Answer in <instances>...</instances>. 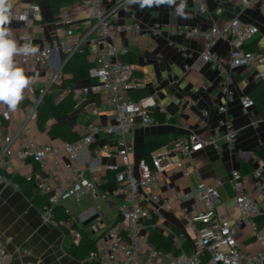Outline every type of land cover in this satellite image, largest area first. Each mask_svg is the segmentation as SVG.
<instances>
[{
  "label": "built area",
  "instance_id": "2783aa9c",
  "mask_svg": "<svg viewBox=\"0 0 264 264\" xmlns=\"http://www.w3.org/2000/svg\"><path fill=\"white\" fill-rule=\"evenodd\" d=\"M191 1L197 12L205 10L203 0ZM237 3L241 9L263 4L264 0H230ZM82 8L81 18L66 19L68 27L66 38L59 43H52L39 48L35 55H19L22 64L40 67L49 72L46 87H50L60 74L67 60L80 48L84 47L91 57L92 66L88 76L93 81L86 87L78 89L75 94L99 93L103 91L108 99L111 110V123L99 125L92 122L83 123L74 129L77 140L73 143H62L59 146L21 143L13 150L21 129L12 134H0V186L18 189V183L11 179L12 175H20L33 179L34 192L45 201L41 209L43 223L59 227L54 218L53 209L62 206L66 215L70 216L63 225L71 231L73 239H80V232L73 228L77 222L65 206L68 200L80 202L90 197L96 202L95 214L98 215L100 204L117 200L111 222L93 239V248L86 260H95L99 264H264V165H256L249 173L243 174L235 169L230 172L232 187L235 193L236 216L221 218L218 215L220 197L217 187L220 181L207 184L199 180L195 190L188 199L189 207L180 209L179 217L187 216L188 228L192 237L181 240L173 228L161 224L165 211H170L178 201L185 200L179 190L169 194L150 193L148 189L163 184V173L176 167L183 177L191 174L184 167V160L198 148L209 146L219 149L224 142L230 151L235 150L238 130L233 122L225 117L220 118L208 137L190 134L175 138L170 148L157 151L151 164L144 160L134 167L130 155L134 148L127 140V134L133 127H149L156 123L151 116V108L155 106L156 93L150 97L134 100L130 94L144 84L143 79L133 74L131 65L123 61L127 50L119 45L114 37L124 35L127 38L134 34L144 37L147 34L154 37L162 32L171 36L197 38L204 40V47L199 53V61L222 74L220 92L224 102L217 106V113L224 115L227 105L235 97L232 91L231 71L247 66H259L256 78L264 83V51L254 53L246 51L244 46L257 33L255 25L242 22L237 16L225 21L218 27L213 25L208 30H200L189 24L162 25L153 23L144 29L138 24H117L111 19L116 6L128 0H115L114 7L108 8L106 0H77ZM10 26L26 31L23 44L35 39L29 29L34 20L39 19L41 10L37 4H31L25 9L12 11ZM219 41L226 42L229 47L228 68L223 58L214 50ZM178 51L188 55L183 47ZM63 51L62 59L56 58L57 51ZM187 70L188 65H184ZM43 95V92H41ZM243 113L253 106V100L248 95L238 98ZM38 103V101H37ZM36 103V104H37ZM35 107L31 111L35 113ZM206 112L203 115L206 116ZM104 135V141L96 150L107 153L114 146V155L119 164L106 165V170L114 175V185L111 192H103L92 171V165L83 167L79 163V153L82 148L95 144ZM97 158L92 160L94 162ZM37 166L36 171L27 173L29 167ZM56 176L54 182L52 177ZM160 229L163 237L168 238L174 248L164 251L156 248L149 241L150 231ZM96 231V228L93 227ZM257 244L256 253L245 252L239 243V236ZM10 240H0V264H10L11 257L6 248ZM20 264H37L24 262Z\"/></svg>",
  "mask_w": 264,
  "mask_h": 264
},
{
  "label": "crops",
  "instance_id": "0c3cea01",
  "mask_svg": "<svg viewBox=\"0 0 264 264\" xmlns=\"http://www.w3.org/2000/svg\"><path fill=\"white\" fill-rule=\"evenodd\" d=\"M205 10L197 12L194 4L189 0H175L172 5L153 4L141 7L139 3H123L113 9L111 19L117 24H138L146 29L153 23L162 25L189 24L200 30H208L213 25L221 27L226 20L237 16L242 22L255 25L258 33L246 43L254 53L264 51V6L259 4L245 10L230 0H203ZM115 0H106V7H114ZM183 3V14L177 9ZM31 4L40 7L39 19L34 20L29 31L35 39V46L45 47L52 43L63 41L66 19L81 18L82 8L77 0H14L12 11L25 9ZM59 6V13H53V6ZM13 38L18 46L23 45L26 31L14 29L10 25ZM115 41L125 47L127 54L136 58V62L130 63L135 77L143 79L144 84L130 94V98L137 100L150 97L156 93L155 106L151 108V116L156 123L149 127H133L127 134V140L133 145L130 161L134 169L137 162L143 159V152L149 153V163L153 155L162 148H170L173 135L187 136L190 134L208 137L211 135L217 121L225 117L233 122L238 130L237 142L234 151H230L224 142L219 149L203 146L196 149L189 158L183 162L186 170L191 172L183 177L176 167L167 169L162 177L163 184L151 187L150 193L169 194L179 190L185 200L178 201L170 211H165L161 224L173 228L182 240H188L192 233L188 228L187 216L179 217L180 209L189 207L191 200L188 197L195 190L199 180L207 184L220 181L217 187L220 197L218 215L221 218L236 216L235 193L232 187L230 172L239 170L241 173H249L243 165L251 161V169L258 164H263L256 156L258 152L264 153V118L257 111V102L264 98V83L256 78V70L259 66H247L231 71L232 91L234 101L227 105L224 115L217 113V106L224 102L220 92L222 74L212 70L209 66L199 61V53L204 47V40L200 37L185 38L168 35L162 32L157 36L147 34L144 37L130 35H116ZM183 47L188 55H183L177 47ZM226 63L228 68L229 45L219 41L214 47ZM56 58L64 57L63 51L55 54ZM91 61V57L88 55ZM16 65L24 70L31 83L23 90V99L15 111H10L8 106L0 102V134L8 135L21 129L13 150H17L21 143H35L41 145L59 146L63 142L49 136L45 131H40L36 124L34 109L40 95L50 96L53 104H57L66 94L72 93L75 100V108L59 118H51L48 126L54 123L69 122L74 129L87 122L99 125L111 123V110L106 94L99 93L75 94V91L86 87L88 78H73L68 74H60L50 87H46L49 72L40 67L22 64L19 55L14 56ZM184 65L188 69L184 70ZM248 95L254 106L243 113L238 98ZM206 112V116L203 113ZM167 136L168 142L151 149V140L154 143L158 139ZM177 138V137H176ZM104 141L101 135L95 144L81 149L79 163L83 167L92 165L93 174L96 175L99 188L103 192L108 186L106 179V165L119 164V159L114 155V146H110L107 153L94 154ZM97 158L94 162L93 159ZM145 161V160H144ZM146 162V161H145ZM148 163V162H146ZM264 165V164H263ZM33 171L29 167L27 173ZM23 177V176H22ZM54 182L56 176L52 177ZM33 193L36 194L33 190ZM74 208L71 210L67 203ZM95 200L87 197L80 202L68 200L65 206L70 215L75 219L76 226L91 235L92 239L111 222V216L115 210L117 200H109L100 204L101 212L95 214ZM264 206V198L261 199ZM43 207V206H42ZM41 208L30 202L19 189L9 186H0V240H10L6 250L11 257L10 264L33 262L37 264H91L88 260H78L68 253V248L76 243L71 231L65 233L60 227H53L42 222ZM73 211V213H72ZM96 215V218L87 225L83 223ZM96 228V231L93 230ZM149 234V240L153 235H161L159 228ZM239 243L245 252L256 253L259 246L245 236L240 235ZM154 245V244H153Z\"/></svg>",
  "mask_w": 264,
  "mask_h": 264
},
{
  "label": "trees",
  "instance_id": "16d2710c",
  "mask_svg": "<svg viewBox=\"0 0 264 264\" xmlns=\"http://www.w3.org/2000/svg\"><path fill=\"white\" fill-rule=\"evenodd\" d=\"M73 1V0H71ZM53 13H59V6H53ZM246 51H253L252 48L248 46H244ZM123 61L130 63H135L136 58L132 56H124L122 58ZM92 66V62L88 59V53L86 52L84 47H80L64 64L61 69L62 74L71 75L73 78H88L90 82L93 80L88 76V70ZM75 100L73 98L72 93L66 94L57 104H53L50 96L47 94L40 95L38 103L35 107V115H36V124L40 131H45L49 136L55 137L62 141L63 143H73L77 140V136L73 132V126L69 122L62 123H54L48 126V122L51 118L56 119L64 115L65 113L71 112L75 108ZM257 111L259 115L264 118V98L257 102ZM178 137L177 135H173L172 139ZM158 139L156 143L151 140V149L158 145H164L168 142L167 136L163 138H155ZM256 156L259 160L264 164V153L258 152ZM143 159L149 163V153L143 152ZM243 168L248 170L251 169V161L246 162L243 165ZM37 170V166L34 165L33 171ZM11 179L18 183V189L30 202L35 204L37 207L41 208L44 204V197H38L33 193L34 190V182L33 179H28L22 177L20 175H12ZM107 179V188L105 190L111 192L114 185V175L112 172L107 171L106 174ZM54 218L58 222V226L67 233L69 229H67L63 223L70 217L65 214L64 208L62 206H56L53 209ZM73 228L80 232V239L73 243L68 248V253L78 259L85 260L90 250L93 248L94 241L90 234L85 232L83 229H80L75 225ZM151 234L153 232L150 231ZM156 248L162 249L164 251H172L174 248L169 243L168 238L163 237L162 235H153L152 240H149ZM91 264H99L97 261H90Z\"/></svg>",
  "mask_w": 264,
  "mask_h": 264
},
{
  "label": "clouds",
  "instance_id": "9594fccd",
  "mask_svg": "<svg viewBox=\"0 0 264 264\" xmlns=\"http://www.w3.org/2000/svg\"><path fill=\"white\" fill-rule=\"evenodd\" d=\"M129 3H139L143 8L153 4L175 3V0H128ZM14 0H0V102L8 106L10 111H15L23 99V90L32 82L26 77L24 70L16 65L14 56L35 55L39 51L38 46L31 42L18 46L13 38L11 29L12 8ZM183 14V3L177 9Z\"/></svg>",
  "mask_w": 264,
  "mask_h": 264
},
{
  "label": "water",
  "instance_id": "95a60500",
  "mask_svg": "<svg viewBox=\"0 0 264 264\" xmlns=\"http://www.w3.org/2000/svg\"><path fill=\"white\" fill-rule=\"evenodd\" d=\"M96 218V215H93L91 218L87 219L83 225H87L89 222H91L92 220H94Z\"/></svg>",
  "mask_w": 264,
  "mask_h": 264
},
{
  "label": "rangeland",
  "instance_id": "374dc122",
  "mask_svg": "<svg viewBox=\"0 0 264 264\" xmlns=\"http://www.w3.org/2000/svg\"><path fill=\"white\" fill-rule=\"evenodd\" d=\"M67 204H68L69 208H70L71 210H73L74 207H73L72 205H70L69 202H68ZM72 213H73V211H72ZM180 239H181V238H180ZM181 240H182V239H181Z\"/></svg>",
  "mask_w": 264,
  "mask_h": 264
}]
</instances>
